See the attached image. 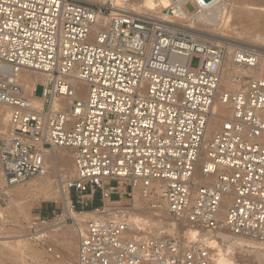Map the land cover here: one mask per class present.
<instances>
[{
	"label": "built area",
	"instance_id": "1",
	"mask_svg": "<svg viewBox=\"0 0 264 264\" xmlns=\"http://www.w3.org/2000/svg\"><path fill=\"white\" fill-rule=\"evenodd\" d=\"M196 3L199 13L203 3ZM164 10L173 17L172 7ZM170 26L135 13L130 0H0V104L11 110L0 186L41 175L45 152L65 148L76 172L66 187L77 196L70 213L53 212L54 219L77 228L72 214L88 208L83 196L98 193L104 202L111 196L105 182L122 181L131 201L137 189L180 223L264 251V78L229 76L232 88L218 96L225 116L204 145L225 47ZM259 57L237 50L231 62L255 69ZM17 70L44 81L29 95ZM124 210L104 203L91 210L94 217L77 228L75 264H219L206 238L136 236ZM44 224L31 222L30 241L52 254L36 235Z\"/></svg>",
	"mask_w": 264,
	"mask_h": 264
},
{
	"label": "bare ground",
	"instance_id": "2",
	"mask_svg": "<svg viewBox=\"0 0 264 264\" xmlns=\"http://www.w3.org/2000/svg\"><path fill=\"white\" fill-rule=\"evenodd\" d=\"M201 2L203 3L202 8L200 12L197 13L196 10L198 9V7L196 0L195 1L179 0L175 4H172L170 0H130V4L132 5L134 12L140 14V16L149 18L150 20L156 21L158 23L171 25L170 28L180 34L187 35L197 40L208 42L211 45H219L225 47V58L223 61L224 74L222 76V81L217 90V95L212 108V113H211L212 115L210 116L211 118L209 119V122L206 127L205 140H204V145H205V143L215 133V131L219 129L220 127L219 118L221 116L222 117L225 116L223 115L225 114L223 113L225 112V106L222 105V103L219 101L218 96L222 91L232 88L231 85L232 83L230 81L229 76L235 74L234 72H236L237 70H240L239 72L242 75H255L264 78V62H263L264 59L262 56L263 53L259 54L260 57L255 69H245L234 66L231 62L232 54L234 51L237 50L255 51V50H252L249 44L247 43L245 44V41L239 42L238 40H228L227 36L217 34L211 31H210L211 32L210 35L208 36L211 37L212 40L207 41V39L203 38V34L201 33H204V31L201 30L202 28H207L208 30L210 28L213 29L219 24V22L222 23V25L225 23H229L231 25H235V24L251 25V23H253L256 18L249 17L247 16V14L241 12L240 9H237L235 11V17L233 18L232 16V18L230 19L228 16V11L229 8L233 6L230 0H210L208 2H204L203 0H201ZM168 7H172L173 18L177 20V23L172 22L167 15H163V16L157 15L161 13L162 10L167 9ZM205 31L208 33L207 30ZM219 35L221 38H219ZM17 76L20 77V81L29 95L32 94L35 84L38 81L41 80L44 81L43 80L44 78H42L41 76L29 73L25 70H17ZM42 103L43 100L34 99V105L37 106L38 108L42 107ZM10 115H11V110L9 108H5L3 105L0 104V141L4 140L5 136L9 134L8 126L10 122ZM65 150H69V149L53 148L51 150L46 151L44 154L43 173L41 175H38L34 178L25 181L26 183L25 187L22 188L20 187L15 190H10L9 188L13 186L10 187H4L2 185L0 186V217H1L0 228L3 227L4 224H6V222H4L3 220L4 214L8 212V206L4 202L5 199H8L11 202H13L21 199H26L27 197H32L37 193H41L42 195H45L48 192H52L54 195L58 196V199L63 204L65 210L64 214L68 215L70 213L69 196L66 186L76 178V172L73 166L71 153H69L68 151L65 153ZM55 184L57 185V189L55 187ZM135 194L138 195L140 199H143L139 195L137 189L133 191V198ZM143 201L146 202L148 205V202L146 200L143 199ZM154 201L155 200H153L151 204H154L153 203ZM137 204L138 203L135 204L134 209L136 212L134 214L131 213L132 209H128V211L131 214V217L128 218V221L131 224L132 229L135 231L136 236L144 235L143 233H141L143 231L147 233V231L149 232V230L151 231L152 229H155V227L159 228L160 227L159 221L158 222L156 221L157 223L156 225H154L155 227H153L152 225L155 222L150 223L149 221H144V219L139 217L138 214H141V211L143 210L138 209L139 207ZM150 208H152L151 210L160 209V207H157V205L155 207H150ZM155 212L161 214V211L159 210ZM89 213L84 212L82 214H76V213L72 214V217L79 222L77 223L78 229L82 228L83 225L82 223L84 222V220L81 217ZM156 213H153V216L157 217ZM11 215L13 214L11 213ZM171 221L172 223H170V226L174 227L175 229L176 222L178 221H176L175 219L174 221L173 220ZM180 224H182L181 226H184V227L181 226L180 227L182 228V230H185L183 231L184 232L183 234L186 236L187 241H194L197 238H206L209 241H212V244L217 248V253L219 255L218 258L219 264H234L233 255H232L233 251H240L243 254L253 255L256 261L260 262L261 264L264 263L263 249H261L251 241L231 236L226 232H218V233L206 232L202 234L200 231H197L196 228H192L189 225H185V224L183 225V223ZM143 225H146L147 228L143 229L142 228ZM77 228L75 227L76 237H78ZM38 232L36 233V235H40V232L39 233ZM1 239L4 240L6 239V237ZM30 239L31 237L29 234H26L25 236L22 235L11 238V241L9 243L7 244L5 243L3 251L0 255L1 257L4 256V258L3 259L0 258V264H7L9 258L16 259V261L20 264L24 263L23 259L26 251H29L30 253V256L29 257L27 256L26 259L34 261L35 264H69V261L65 258L59 261L60 257L58 258V260L53 258V261L51 260L48 261V263H46V261L42 260V256L39 250H37L36 248L33 249L31 248L28 250L27 248L26 249L24 248L25 246L24 242ZM2 240H1V245L4 244ZM11 250H15L17 255L11 254L10 253ZM14 255H16V257H14ZM250 258L252 259V256Z\"/></svg>",
	"mask_w": 264,
	"mask_h": 264
},
{
	"label": "rangeland",
	"instance_id": "3",
	"mask_svg": "<svg viewBox=\"0 0 264 264\" xmlns=\"http://www.w3.org/2000/svg\"><path fill=\"white\" fill-rule=\"evenodd\" d=\"M203 1L208 2L210 0H203ZM230 1H231V4L233 5L232 7L229 8V11H228V16L230 19L232 18V16L234 18L235 11L237 9H240L241 12L247 14V16L252 17V18L255 17L256 18L255 21L251 23V25H248V24L231 25L229 23H225L222 25V23L219 22V24L213 29L210 28L208 30L207 28H202L201 30L204 31V33H201L203 34V38L207 39V41L212 40V38L209 37L208 35H210L211 32H214L217 34L227 36L228 40H238L239 42L245 41V44L246 43L249 44L252 50H255L256 52L258 51L257 52L258 54L263 53L262 56L264 59V49H263L264 48V23H263L264 22V0H259V1L258 0H230ZM166 14H167V10H162V12L157 15L163 16ZM169 19L172 22L177 23V20L174 19L173 17H169ZM205 30H207L208 33ZM219 38H221L220 35H219ZM198 65H199V59L197 57H193L190 61V67L195 69L198 67ZM44 94H45V89L43 88L41 84H39L36 89L35 96L37 98L42 99L44 97ZM67 151L71 153L70 150H65V153ZM125 184H127V186ZM125 184H123L122 182H117V181H106L105 188L111 189L113 191L125 190V189L130 190V187H129L130 184L128 182H126ZM25 186H26V183L24 182L19 185L13 186L9 189L15 190L17 188H20V187L22 188ZM55 187L57 189L56 184H55ZM68 196H69V200L73 202L77 194L73 191H70L68 193ZM4 202L8 206V212L4 214V218L2 217L4 222H6V224H4L3 227H1L2 229L0 228V238L6 237V239L2 240L4 244L1 245L0 255L3 251L5 243L6 244L9 243L11 241V238L16 237V236H22V235L25 236L26 234H29V235L32 234V231L30 230L31 222L45 221V224L38 225V227L35 228L36 229L35 231L40 232V235H42V237L44 238L43 240L45 241V245H47L48 248L52 249V254L47 252V249H45V247L42 244L37 243L33 239L32 241L30 240L25 241L24 248L25 249L27 248V250L31 248L32 249L36 248L37 250H39L42 256V260L46 261V263H48V261H51V260L53 261V258L58 260V258L60 257L59 261L65 258L69 261V264H75L76 245H77L76 230L73 225L69 223L66 224L62 220L54 219L53 214H52V212H54L55 214H59L61 211L65 212L64 206L61 203V201L58 199V196L54 195L52 192H48L45 195H42L41 193H37L36 195L32 197H27L26 199H21V200H17L13 202H11L8 199H5ZM134 203L135 204L138 203L137 204L139 207L138 209L143 210V211L140 210L141 214H138L140 218L144 219V221H149L150 223L155 222L152 225L153 227H155L154 225H156L158 221L160 223L159 228L155 227V229H152L151 231L149 230V232L147 231V233L151 235H155L161 239L182 236L184 240L187 241L186 236L183 234L184 233L183 231L185 230H182L181 228L184 226H181L182 224L176 221H175L176 222L175 229L174 227L170 226V223H172L171 220L174 221V219L166 213L160 201L155 199V201L153 202L154 204L150 206V205H147V203L144 202L143 199H140L139 196L135 194L133 201H130L129 203L126 201L124 204L125 205L124 211L126 212L127 217H131V214L128 211V209H132L131 210L132 214L136 212L134 209L135 208ZM156 205L157 207H160L161 210L160 209H157V210L161 211V214L156 213L155 211L157 210H151L152 208L150 207H155ZM39 212H45L46 214L41 215V218H39L38 217ZM84 212L89 213L87 211H84ZM11 213L13 215H11ZM90 213L81 217L84 220V222L87 219L94 217L93 213L91 214ZM153 213H156L157 217L153 216ZM142 228L146 229L147 227L146 225H143ZM196 230L200 231L202 234L206 233V231H201L197 228ZM10 253L16 254L15 250H11ZM16 255H14V257H16ZM232 255H233L234 263L242 262V263H247V264H261L260 262L255 260L253 255L243 254L240 251H233ZM27 256L28 257L30 256L29 251L25 252V256L23 259L24 263H21V264H27V259H26ZM251 256L253 260L250 258ZM0 258L3 259L4 256L2 257L0 256ZM7 264H20V263H18L16 259L14 258H9L7 261Z\"/></svg>",
	"mask_w": 264,
	"mask_h": 264
},
{
	"label": "crops",
	"instance_id": "4",
	"mask_svg": "<svg viewBox=\"0 0 264 264\" xmlns=\"http://www.w3.org/2000/svg\"><path fill=\"white\" fill-rule=\"evenodd\" d=\"M122 182V181H119ZM125 184L126 182H122ZM127 186V184H125ZM110 191L111 196L108 200L106 201H101L100 195L98 193L94 194L93 196L91 195H86L83 196V201L88 204V208L85 210L87 212H91V210L95 207H99L102 205V203L105 204V206H110V205H117V204H122L125 206V202L127 201L128 203L131 201V199L128 197V194L130 193V190H116L113 191L111 189H107ZM76 197L74 198L73 202H75ZM80 209V206L78 207ZM46 214L45 212H39V218H41V215ZM53 214V212H52Z\"/></svg>",
	"mask_w": 264,
	"mask_h": 264
}]
</instances>
